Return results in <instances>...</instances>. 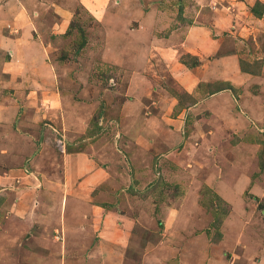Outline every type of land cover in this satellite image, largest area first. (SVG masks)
I'll return each instance as SVG.
<instances>
[{
  "label": "rangeland",
  "instance_id": "1",
  "mask_svg": "<svg viewBox=\"0 0 264 264\" xmlns=\"http://www.w3.org/2000/svg\"><path fill=\"white\" fill-rule=\"evenodd\" d=\"M250 1L205 4L225 5L242 22L246 11L264 14V0ZM199 2L24 4L43 57L28 79L11 81L0 69L7 118L31 139L29 152L0 150V173L12 172L0 187V264H264L262 107L257 118L233 88L231 120L203 122L198 100L174 76L196 59L178 54L171 31L193 25ZM163 15L165 31H143ZM19 25L7 20L6 34ZM250 38L239 69L261 77L264 58L254 53L262 38ZM258 88L249 96L264 107ZM77 193L87 212L75 200L70 208ZM21 197L29 202L20 217L13 205ZM73 211L89 222L70 224Z\"/></svg>",
  "mask_w": 264,
  "mask_h": 264
},
{
  "label": "crops",
  "instance_id": "2",
  "mask_svg": "<svg viewBox=\"0 0 264 264\" xmlns=\"http://www.w3.org/2000/svg\"><path fill=\"white\" fill-rule=\"evenodd\" d=\"M28 1L30 0H0V69H8L3 73L4 76L8 77L11 81L18 76H24L26 79L30 78L31 74H29L28 70L31 68L36 69L37 66L41 64V59L43 57V53L40 55L38 44L32 39H29L31 28L29 30L27 24L29 23L28 18H30V8L24 7L28 4ZM201 1L202 2H199L198 4L200 6L195 5V7L192 8L195 13L192 20L193 25H191V23H185L187 26L184 28L185 25L180 23V26L182 27L181 30L178 29L179 31H171V34L173 33L170 36L171 43L175 44L178 42L177 45H181L178 49L176 48L178 54L184 52L191 59H196V64H194L192 68L186 69V71L183 72V75L176 73L174 76L176 79L182 77V82L185 87H187L186 89H188L186 91L189 95L192 97L195 96V99L198 100L193 111L196 108L199 109V112L203 115V119L201 120L203 122L207 121L206 118H212L219 123L222 118L227 116L226 113L230 115L229 117L227 116V119L225 120H228V118L231 120L230 117H233V115L236 114L234 104L229 97L231 92L229 90H232L233 88L239 90L240 96H238L241 98L242 96L248 95V97L243 99L245 103L243 104V102H239V104L242 105L244 109H250L252 114L257 115V118H259L262 116V112L264 113V107L259 106L257 98L249 96L248 88L259 87L258 89L260 92H264V75L258 77L241 73L239 69V60L243 53L248 51L245 49L248 48L249 39H252L250 36H253V34L254 36L260 35L264 41V23H262V20H264V14L262 17H259L251 11H246V14L244 13L245 20L239 22L236 20L237 15L235 13L229 14V12L224 10L227 6L225 7V5H223L224 7L221 6L218 8L210 5L212 1L217 0H209V5L205 4L207 3V0ZM253 1L255 0L245 2V4H250V7H253ZM102 2L104 3V0H102ZM236 3L237 5L244 6V3L242 2ZM234 5V3H231L232 8ZM88 7L89 6L87 5V8ZM25 19L27 20L25 21ZM167 19L168 18L163 15L159 19H155V23H153L151 28H145L143 31L151 33V30L155 28H163L165 31L169 27L166 22ZM7 20L15 27H18L17 25L21 24V31L19 32L18 30L17 33H15L14 30H10L8 34H6L7 31L5 30V25ZM17 20L19 21V24L15 22ZM259 24L261 25V29L257 26ZM262 40L256 42L257 48L254 53V55L258 56L260 59L264 58V46L263 44L261 45ZM171 52L174 53L176 51L173 49ZM158 59H160V57H158ZM11 66L15 67H13L14 69L10 72L9 68ZM18 66H21V71L15 69ZM40 72L43 73L42 70ZM184 73H186V78H183ZM193 81L196 82L195 86ZM1 97L2 100H4V96H0V99ZM260 107H262V112L257 109ZM207 112L209 117L206 115ZM7 117H10L9 109H5V102L2 103L1 101V152L3 151L1 148L4 147H6L7 153L9 152L11 154L10 157L16 156L14 154L16 152L19 153L22 150H27L29 152L30 149L28 143L31 139L27 138L24 133L21 134L19 132L20 127H17L16 131L13 130V124H11L12 119ZM213 125L217 127L215 123H213ZM217 132L215 131V135L219 136L221 131L217 130ZM11 137H14L15 142L11 140ZM77 159L78 164L83 165L81 159ZM83 168H85L84 165ZM13 174L15 173L13 172ZM11 175L12 172H4L2 169V173H0V187L5 185L7 179L10 180ZM30 184H32V182ZM19 194L22 193L19 192ZM74 196L75 198L69 203L70 208L75 200L78 203V207L81 208L83 212H87L89 208L88 198H85L84 200L77 199L78 193ZM21 199L22 197L20 199L16 198L17 203H14L13 205L14 211L19 216L24 215L25 208H28L27 205L29 202L28 200L21 201ZM82 214L83 213L77 214L74 211L70 212L68 222L70 224H75L76 226L89 222V219H87L86 216L87 214Z\"/></svg>",
  "mask_w": 264,
  "mask_h": 264
},
{
  "label": "trees",
  "instance_id": "3",
  "mask_svg": "<svg viewBox=\"0 0 264 264\" xmlns=\"http://www.w3.org/2000/svg\"><path fill=\"white\" fill-rule=\"evenodd\" d=\"M253 11H254V12H253ZM253 11H252V12H253L254 14H256V15H257V12H255V10H254V9H253Z\"/></svg>",
  "mask_w": 264,
  "mask_h": 264
}]
</instances>
